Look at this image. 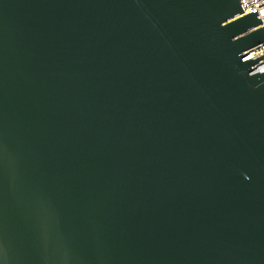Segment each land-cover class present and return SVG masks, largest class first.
Returning a JSON list of instances; mask_svg holds the SVG:
<instances>
[{"label":"water","instance_id":"water-1","mask_svg":"<svg viewBox=\"0 0 264 264\" xmlns=\"http://www.w3.org/2000/svg\"><path fill=\"white\" fill-rule=\"evenodd\" d=\"M239 0H0V264H264V27Z\"/></svg>","mask_w":264,"mask_h":264},{"label":"built area","instance_id":"built-area-1","mask_svg":"<svg viewBox=\"0 0 264 264\" xmlns=\"http://www.w3.org/2000/svg\"><path fill=\"white\" fill-rule=\"evenodd\" d=\"M241 6H243V13L242 15H248L254 11L257 12V17L260 19L261 21V28L264 27V0H239ZM264 47V44L253 49L250 50L248 52V54H253L259 50H261ZM264 64L262 66H260L259 68L263 67Z\"/></svg>","mask_w":264,"mask_h":264}]
</instances>
